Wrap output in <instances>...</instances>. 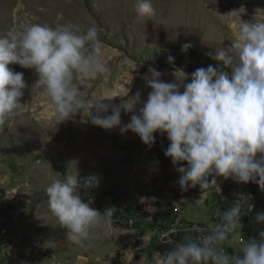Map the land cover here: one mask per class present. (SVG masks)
<instances>
[{
	"label": "rangeland",
	"instance_id": "374dc122",
	"mask_svg": "<svg viewBox=\"0 0 264 264\" xmlns=\"http://www.w3.org/2000/svg\"><path fill=\"white\" fill-rule=\"evenodd\" d=\"M151 3L155 14L149 18L137 14L136 0H0V36L33 23L52 27L70 23L82 31L97 27L110 74L106 79L76 74L73 84L86 99L104 100L111 108L113 104L128 106L137 92L142 106L150 92L145 81L150 66L166 82L175 71L192 73L186 57L181 64L169 63V54L149 45V32L157 39L193 37L217 50L229 47L240 17L245 22H264V0ZM233 10L240 13L229 18ZM9 67L22 72L26 83L20 101L25 106L23 113L0 125V198L9 217L13 247L21 254L20 260L15 255L14 263L113 264L119 252L118 264H159L172 241L179 243L194 226L206 231L193 235L207 234L239 199L246 201L241 227L220 247L226 255L235 256L244 244L258 240L264 224H257L255 215L264 211V192L256 184L220 177L216 181L219 188L202 191L197 186L181 191L171 160L166 158L170 165L164 170L158 159L169 144L166 134L154 133L155 143L148 148L131 132L121 135L119 128L103 130L82 123L79 114L60 123L54 106L33 86L34 70ZM132 114L122 110V124ZM68 175L78 179L97 176L98 185L83 191L82 200L101 212L112 206L118 209L109 223L90 229L83 246L67 239L66 230L48 206L46 188ZM38 251L45 258L30 261L31 253Z\"/></svg>",
	"mask_w": 264,
	"mask_h": 264
},
{
	"label": "clouds",
	"instance_id": "9594fccd",
	"mask_svg": "<svg viewBox=\"0 0 264 264\" xmlns=\"http://www.w3.org/2000/svg\"><path fill=\"white\" fill-rule=\"evenodd\" d=\"M135 7L140 17L155 14L151 0H136ZM239 13L233 10L227 15L235 18ZM212 59L221 66L199 67L190 75L178 70L167 82L150 66L145 76L150 92L142 106L137 92L128 106L110 108L104 100L86 99L73 84L76 74L91 79L110 74L97 27L82 31L70 23L23 25L0 36V125L25 109L20 102L26 88L24 74L9 67L19 65L34 70L33 86L54 106L60 123L79 114L82 123L103 130L119 128L121 135L131 132L148 148L155 143L154 133L166 134L169 144L164 155L179 174L181 191L218 187L217 178L222 177L254 183L264 192V22L240 17L231 44L214 51ZM122 110L133 113L127 124L121 122ZM98 183L95 175L82 179L68 175L46 188L49 209L73 244L83 246L90 229L109 223L118 210L112 206L101 212L82 200L81 193ZM245 202L233 203L207 234L193 235L206 231L194 226L179 243L172 241L159 264H264V231L235 256L220 247L241 227ZM255 221L264 224V211L256 213Z\"/></svg>",
	"mask_w": 264,
	"mask_h": 264
},
{
	"label": "trees",
	"instance_id": "16d2710c",
	"mask_svg": "<svg viewBox=\"0 0 264 264\" xmlns=\"http://www.w3.org/2000/svg\"><path fill=\"white\" fill-rule=\"evenodd\" d=\"M147 43L154 46V48L160 50L162 54H169L175 61V64H181L184 60V57L187 59V68L189 71L193 72L199 67H207L208 65H214L220 67L217 61L212 59V54L216 49L202 45L196 38L193 37H182L175 40H166V39H157L152 32L148 33ZM185 45L188 46L185 49ZM183 48L185 49L184 54L181 53ZM158 159L161 166L164 170H167V167L170 165V161L164 156V152L160 151ZM14 249V254L20 260V253H17ZM119 252L117 257L113 259V264H118L119 261ZM45 258L41 251H38L36 254L31 253L30 261H41ZM16 262V261H15Z\"/></svg>",
	"mask_w": 264,
	"mask_h": 264
},
{
	"label": "built area",
	"instance_id": "2783aa9c",
	"mask_svg": "<svg viewBox=\"0 0 264 264\" xmlns=\"http://www.w3.org/2000/svg\"><path fill=\"white\" fill-rule=\"evenodd\" d=\"M5 210L4 200L0 198V264H16L14 263V244L8 232L9 217ZM223 252L226 253L224 250Z\"/></svg>",
	"mask_w": 264,
	"mask_h": 264
}]
</instances>
